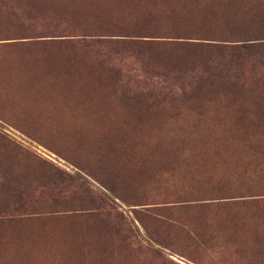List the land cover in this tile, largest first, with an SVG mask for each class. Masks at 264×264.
I'll return each mask as SVG.
<instances>
[{
    "label": "rangeland",
    "instance_id": "374dc122",
    "mask_svg": "<svg viewBox=\"0 0 264 264\" xmlns=\"http://www.w3.org/2000/svg\"><path fill=\"white\" fill-rule=\"evenodd\" d=\"M263 42L264 0H0V264H264Z\"/></svg>",
    "mask_w": 264,
    "mask_h": 264
},
{
    "label": "trees",
    "instance_id": "16d2710c",
    "mask_svg": "<svg viewBox=\"0 0 264 264\" xmlns=\"http://www.w3.org/2000/svg\"><path fill=\"white\" fill-rule=\"evenodd\" d=\"M185 36V35H184ZM195 38H193V39H199V40H208V39H204L205 37H200V36H194ZM192 38V37H191ZM264 43V42H263ZM258 47H261V48H263L264 49V44H261V45H259ZM213 48H215V49H219L220 51H221V48L222 47H219V46H214ZM259 56H261L262 57V55H261V53H260V55ZM221 65H223V64H221ZM238 65H239V63H238ZM223 68V67H222ZM224 72V71H223ZM212 75V77L213 78H215V77H222L223 79H225V75L224 74H222L221 72H216V73H213V74H211Z\"/></svg>",
    "mask_w": 264,
    "mask_h": 264
}]
</instances>
